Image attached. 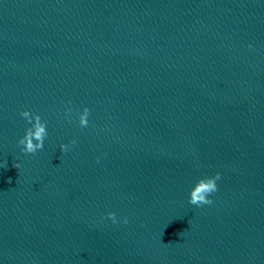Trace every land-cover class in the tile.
I'll use <instances>...</instances> for the list:
<instances>
[{"label": "water", "instance_id": "95a60500", "mask_svg": "<svg viewBox=\"0 0 264 264\" xmlns=\"http://www.w3.org/2000/svg\"><path fill=\"white\" fill-rule=\"evenodd\" d=\"M0 264H264V0H0Z\"/></svg>", "mask_w": 264, "mask_h": 264}, {"label": "clouds", "instance_id": "9594fccd", "mask_svg": "<svg viewBox=\"0 0 264 264\" xmlns=\"http://www.w3.org/2000/svg\"><path fill=\"white\" fill-rule=\"evenodd\" d=\"M69 113L72 111L71 108L67 110ZM20 115L27 120L31 125L26 130L24 136H22L18 143L22 146V151L26 154H35L37 150H43L44 140L47 136L46 122L41 119L39 113L33 114L30 109L23 110ZM90 115V109L84 108L83 112L79 115V123L82 127L88 125V116ZM35 141V142H34ZM74 144L75 141L73 140ZM61 150L64 152L68 151V144H61ZM14 167L19 168L18 162L14 164ZM221 178V174L217 172L215 176L203 177L198 180L195 186L192 188L190 193L189 203L193 205L200 206L202 204H211L210 194L217 191V180ZM108 216L115 222L116 214L114 212L108 213ZM125 223H127V218H125Z\"/></svg>", "mask_w": 264, "mask_h": 264}]
</instances>
